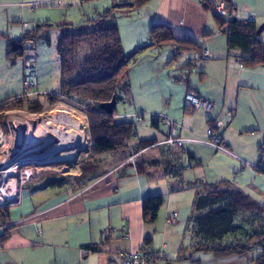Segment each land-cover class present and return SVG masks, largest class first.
Listing matches in <instances>:
<instances>
[{"label": "crops", "instance_id": "0c3cea01", "mask_svg": "<svg viewBox=\"0 0 264 264\" xmlns=\"http://www.w3.org/2000/svg\"><path fill=\"white\" fill-rule=\"evenodd\" d=\"M60 1L26 0L20 6L32 7L35 14V8L60 5ZM113 1L118 6L115 12L134 9L129 7L128 10L120 6L119 0ZM204 1L212 4L215 0H151L139 9L148 19L147 28L153 24H166L179 38H192L203 51L208 50L211 59L201 60L202 64L198 65L197 61L191 62L197 58L194 53H181L182 59L171 64L168 60L172 55L164 57L168 59L162 60L161 64H167L170 74L180 66L189 69L185 73V91L176 105L172 95L163 91L162 73L158 76L157 94L152 96L153 90L147 88L146 82L153 78L156 68L146 67L135 78L130 63L128 81L134 105L140 112L123 115L148 112L147 118L142 114L144 124L136 129L144 131L143 135L140 137L135 131L127 153L105 154L99 159L102 166L113 164L110 169L103 170L94 163L92 166L98 167L97 174L82 182L50 179L44 183L39 179L23 187L18 202L0 207V228L5 231L0 238V264H122L121 254L139 252L147 246L148 240H151L148 247L164 257L155 264H191L193 261L200 264H254L261 253L259 248L242 256L216 259L212 253L194 250L199 242L189 230L198 186L228 181L264 205V163L261 162L264 68L246 69L240 63V52H229L227 38L218 29L213 15L204 9ZM232 2L237 15L254 18L257 27L264 24V0ZM5 37L15 41L23 38H11L0 32L6 52ZM259 41L264 44V32ZM148 47L152 52L158 51V59H162V50L153 45L150 37ZM147 53L139 57H145ZM195 73L198 76L195 77ZM23 77L24 66L20 76L22 87ZM43 88L47 93L52 91L49 86ZM136 90L143 92V101H159L157 108L140 105ZM38 91L41 94L39 82ZM190 93L211 103L214 110L189 108L185 96ZM125 98L127 100L129 96ZM123 102H118L116 110ZM175 106L179 111L174 109ZM229 112L231 118L227 117ZM156 113L176 124L182 145L157 146L166 140L169 128L158 122L153 126ZM115 120L130 123L116 117ZM212 123L223 140L222 149L210 144ZM150 140L156 142L139 151L141 155L136 168V164L128 160L140 142ZM159 195L164 197L165 205L156 223H146L144 200ZM174 216L175 224H172L170 221ZM249 228L255 227L244 225L240 230ZM239 236V243H245L246 240ZM233 243L231 236L223 242L224 245ZM93 245H101L102 251L86 253L85 248Z\"/></svg>", "mask_w": 264, "mask_h": 264}, {"label": "trees", "instance_id": "16d2710c", "mask_svg": "<svg viewBox=\"0 0 264 264\" xmlns=\"http://www.w3.org/2000/svg\"><path fill=\"white\" fill-rule=\"evenodd\" d=\"M119 1L120 6L124 8L141 9L151 0ZM223 1L227 5L228 18L214 14L213 3L204 1L202 4L204 9L213 15L218 29L224 32L229 52L239 51L240 63L246 69L264 68V44L259 41L260 36H257L259 27L256 23L241 24L231 19L230 13L235 12L233 2ZM117 8L118 6L114 4L98 19L88 21L90 23L88 26L76 31H66L60 35L56 47L61 65L59 91L42 97L50 108L59 103L85 105L84 113L88 119L94 154L127 153L136 131L133 124L118 123L115 120L118 115L117 110L114 111L113 116H108L99 109L100 104L110 102L114 97L117 102L124 100L123 95L128 96L131 90L128 73L133 56L129 57L123 51L122 39L114 15ZM149 35L157 48L165 45L176 46L177 54L173 60H176L181 53H194L197 58L192 60V63L202 60L203 49L192 38L177 37L173 28L166 24H153ZM36 36L35 30L25 33L20 41L5 37L7 60L15 64L25 57L26 44L34 42ZM85 49L88 50V54L80 59L79 55ZM143 50L144 48H141L135 54ZM37 97L39 95L32 99L21 100L14 106L29 107V109L31 107L34 111L40 112L41 106ZM73 99L78 100L79 103L76 104ZM152 122L155 127L156 121ZM212 132H217L213 123ZM155 142V140L140 142L132 155L154 145ZM81 171V175L75 178L78 182L94 177L98 167L87 162L81 167ZM138 172L141 173L139 169ZM164 205L165 199L162 195L145 199L144 221L156 223ZM239 222L244 224L238 226ZM244 225H253L255 228L240 230ZM189 230L198 239L199 244L194 249L197 252L212 253L216 259H226L242 256L254 248H259L261 253L254 260V264H264V205L237 189L231 182L223 181L196 187ZM229 236L233 238L234 243L224 245L223 242ZM238 236H242L246 242L239 243ZM150 242L151 240L146 242L147 246ZM85 250L86 253H100L102 246L93 245ZM191 264L200 263L193 261Z\"/></svg>", "mask_w": 264, "mask_h": 264}, {"label": "rangeland", "instance_id": "374dc122", "mask_svg": "<svg viewBox=\"0 0 264 264\" xmlns=\"http://www.w3.org/2000/svg\"><path fill=\"white\" fill-rule=\"evenodd\" d=\"M23 1L26 0H0V4H3L0 5L1 33L5 35L9 34L11 38L15 37L21 39L25 34L22 28L24 24H27L29 27L26 33H30L35 30L37 33L34 42L26 44L27 48L28 44H33V49L28 50L26 52V56L19 59L15 64H12L7 60V52L6 48L4 47L5 44L1 43L2 40L0 38V125L4 128L5 132L9 134L10 129L8 128V126L10 124V128L12 129L10 121L14 112H23L26 114L39 115L40 117H43L49 115L58 106H62L68 111L75 112L81 115L82 118H84L88 137V144L86 145L87 148L79 153V158L77 161V164H80V166L78 167L79 171H71V173L67 175L59 174L56 173V171H61V168L62 166H64V164L54 163L56 166L52 164L50 166L51 169L40 179H43L44 183L48 182L50 179L63 180L62 182L75 179L82 172L81 167L87 162L91 164L97 163L103 170L110 169L113 166V164L111 163L105 165L103 164V166L100 165L99 159L104 158L105 154L93 153V145L90 137L88 119L86 114L84 113L85 105L82 104L80 106H74L72 103H59L55 107L50 108V106L45 102V99L42 97L48 93H56V91L59 90L61 65L56 47L60 35L66 31H76L82 27L88 26L90 24L88 20L91 19L90 21H93V18H99V16H102L106 10L113 7L115 1L94 0L90 2H83L82 0H61L60 5L52 4L51 6L35 8V14L32 7L26 5L20 6ZM126 9L129 10V8ZM139 14H142L141 17H139ZM144 15L145 14L143 13V11H139V9L115 12V21L118 25L120 36L122 39L123 51L129 57L133 56L131 62L133 77L136 78L138 76V72L143 71L146 67L156 68V73L151 76L153 78L149 79L148 82H146L148 86L147 88L153 90V93L151 94L152 96L157 94L155 89L156 87H158V76L160 73H162L163 76L161 81L162 85L164 86L163 91L167 94L172 95V97L174 98L173 103L174 105H176L177 102L180 101L181 93L185 91V81L187 78V74L185 73L189 72V69L184 66H180L170 74V72L166 68L168 67L167 64H161L162 60L166 61V59H168L164 57L168 55L170 56V54L172 55V59L170 57L168 62L171 60V64L178 62L182 59V57H178L176 58V60H173L174 54L177 50L176 46L165 45L162 48H159V50H162V59H158V51L152 52V50H150L151 48L148 47L150 37L149 30L151 27L147 28L148 19L145 18ZM141 48H144V50L139 52L138 55L135 54ZM146 51H148V53L145 57H139ZM87 54L88 50L85 49L80 53L79 58L82 59L86 57ZM27 59L31 60L37 66L38 82L40 83L41 91V94L39 95V97H37L39 98V105L41 106L40 112L34 111L33 109H31V107L30 109L29 107L18 108L11 103L12 100L9 102L7 101L14 98L16 95H22L23 93L20 76L24 66V61H26ZM197 62H199L198 65L202 64V62L200 61ZM194 76H198L197 73H195ZM45 85L49 86L48 89H52L53 92L51 91L47 93V90H45L46 88H43V86ZM136 85H138V83ZM135 93L136 97L138 98L137 101L140 105H147L148 107H150V109L154 107L157 108L159 101H157L156 98V101L154 100L155 102H146L143 101L141 96L143 92H137L136 90ZM126 95H123L124 102L117 108V113L123 115L126 113L140 112L139 109L134 105L132 90L128 95L129 99L127 100L125 98ZM73 102H75L76 104L79 103V101L76 99H73ZM174 109L179 111L176 106L174 107ZM142 114H144V112ZM159 114L160 113H156L155 115ZM144 115H146L145 118H147L148 112ZM160 115L164 116L163 114ZM150 128L153 129L151 126ZM136 131L140 137L144 133V131L142 132L140 129ZM81 161L82 163H80ZM43 166L49 167V164H44ZM7 170L8 169L0 170V174ZM0 183H3L2 175H0Z\"/></svg>", "mask_w": 264, "mask_h": 264}, {"label": "bare ground", "instance_id": "6f19581e", "mask_svg": "<svg viewBox=\"0 0 264 264\" xmlns=\"http://www.w3.org/2000/svg\"><path fill=\"white\" fill-rule=\"evenodd\" d=\"M11 124L14 133L11 149L0 156V165L8 169L4 175L9 182L0 195V205L15 198L17 168L22 163H61L65 171L79 170V153L88 144L86 124L81 115L58 106L43 117L14 112Z\"/></svg>", "mask_w": 264, "mask_h": 264}, {"label": "built area", "instance_id": "2783aa9c", "mask_svg": "<svg viewBox=\"0 0 264 264\" xmlns=\"http://www.w3.org/2000/svg\"><path fill=\"white\" fill-rule=\"evenodd\" d=\"M212 12L216 14L217 16L228 18L229 13L227 9V5L223 0H215L212 4ZM230 18L234 19L235 21L241 23V24H248V23H256L254 18H244L236 14V12L230 13ZM28 28L27 24L23 25L24 31ZM26 33V32H25ZM27 51L32 50L33 46L31 44H28V48L26 47ZM211 59V55L208 52V50L203 51L202 60L208 61ZM40 95L38 91V73H37V66L35 63H33L31 60L24 61V77H23V93L19 97L12 100V104H16L20 102L21 100H27L32 99L36 96ZM186 103L189 108L192 110H205L207 112H212L214 110V106L199 98L196 94L190 93L186 95ZM8 107V106H7ZM228 118L232 117V113L229 112L227 114ZM117 119L129 121L132 123L135 127V130L139 127H141L144 124V116L140 114H127L122 116H116ZM154 121L158 123H162L164 126L169 128L168 137L165 141L157 144V146L166 145L170 147H177L182 145L183 140L179 137L178 129L176 124H174L170 119L163 117V116H154ZM10 121V120H9ZM12 121V119H11ZM10 121V122H11ZM12 125V124H11ZM10 129L9 134H7L4 130V128L0 125V141L2 144L0 145V156L4 152L10 151L11 143L13 142V129L10 128V124L8 126ZM136 135V132L134 133V136ZM210 144L212 147L216 149H222L223 146V140L218 132H211L210 134ZM141 155L140 152L135 153L132 155L128 162L132 163L133 165L136 164L138 157ZM261 162L264 163V148L261 152ZM83 161V160H82ZM47 163H22L17 168V174L19 175L17 178V194L13 201H8L7 203L0 205V207H4L7 204H12L15 202H18L20 192L22 191L23 187L37 182L45 173H47L51 168L50 166L52 164H49V167H44L43 165ZM1 166V165H0ZM54 166H56L54 164ZM80 166V165H79ZM65 165L62 166L61 171H56V173L67 175L71 172L64 170ZM0 170H4L2 166L0 167ZM6 172V171H5ZM5 172H2L3 177V183H0V195L3 194V191L5 190V187H7V184L9 183L4 175ZM243 172V170H241ZM170 223L175 224V216L170 221ZM122 257V264H155L160 260H163L164 257L162 254H157L155 251H153L150 247L145 246L140 250L139 252L135 253H124L121 254Z\"/></svg>", "mask_w": 264, "mask_h": 264}, {"label": "water", "instance_id": "95a60500", "mask_svg": "<svg viewBox=\"0 0 264 264\" xmlns=\"http://www.w3.org/2000/svg\"><path fill=\"white\" fill-rule=\"evenodd\" d=\"M263 32H264V24L259 27L257 36H261ZM117 104L118 102L116 100V97H114L110 102L100 104L99 109L103 111L105 114H107L108 116H113L114 111L116 110ZM1 144L2 142L0 141V145ZM80 163H82V161ZM4 232H5L4 229L0 228V238L3 237Z\"/></svg>", "mask_w": 264, "mask_h": 264}]
</instances>
